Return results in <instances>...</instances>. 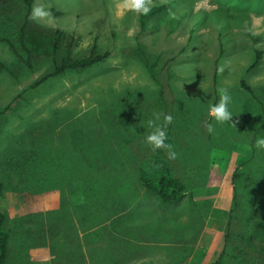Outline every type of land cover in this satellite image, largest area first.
<instances>
[{
  "label": "rangeland",
  "instance_id": "1",
  "mask_svg": "<svg viewBox=\"0 0 264 264\" xmlns=\"http://www.w3.org/2000/svg\"><path fill=\"white\" fill-rule=\"evenodd\" d=\"M117 2L34 0L26 38L30 69L0 43V109L7 108L0 117V211L9 231L7 264H40L37 254L12 261V252H30L40 241L48 250L56 244L65 252L71 245L73 253L58 262L50 250V264H85L78 254L84 247L76 246L86 230H117L126 213L151 200L139 180V168L156 156L145 143L153 130L149 120L163 127L171 144L152 161L171 169L190 205L163 216L166 240L200 239L206 211L194 209L192 191L230 181L231 218L215 241L217 251H200L203 262L216 257L203 264L221 255L222 264H264L257 228L264 222V150L252 147L264 136V0H148L149 8L168 3L170 9L144 32L139 13L115 15ZM37 8L47 14L33 16ZM54 30L73 37L71 57H86L94 46L109 55L90 69L31 88L51 70ZM138 45L161 57L155 80L137 57ZM256 50L261 61L250 69ZM220 89L231 96L233 113L222 124L209 115ZM165 115L172 117L166 126ZM187 212L193 220L177 219Z\"/></svg>",
  "mask_w": 264,
  "mask_h": 264
},
{
  "label": "crops",
  "instance_id": "2",
  "mask_svg": "<svg viewBox=\"0 0 264 264\" xmlns=\"http://www.w3.org/2000/svg\"><path fill=\"white\" fill-rule=\"evenodd\" d=\"M142 190L143 195L152 201L148 200L141 206L131 209L132 213H126L121 223L117 224V230L103 226L104 230L97 235L94 234L97 228L86 230L84 235L83 233L80 234L81 238L82 235L85 237V240L83 241L84 243H79L76 248L80 250L84 247L83 252L78 254H80V257L83 256L85 258V264H203L208 262L209 260L203 262L205 257L200 251L205 249L217 251L218 245L215 241L226 233L227 223L229 218H231L234 197L232 183L230 181L220 182L210 186L208 189L199 188L192 191V206L195 210L197 208V210L206 212L200 239H197V237L195 239L192 236L191 238L196 241L190 240V243L187 241H175L172 235H170V241H167L165 236L167 229H164L165 232L161 229L164 224V217L167 218L172 215L174 207L177 205L190 207L185 194L186 188L179 202L169 206L162 205L154 196L150 197L152 195L147 194L145 189ZM122 195L125 198V195ZM168 211L170 212L168 213ZM187 216H179L177 219L183 223H188L194 219L193 215L188 212ZM154 220L156 225H154ZM42 228L44 229V235L41 234V239H45L46 228L44 226ZM90 234L92 235L89 236ZM205 234L208 235V240L204 237ZM24 245L31 248V246ZM68 247L70 249L65 252L62 251L61 245L57 246L54 244L50 247L57 262L69 256L68 252L73 253L71 245ZM38 249L41 251L38 252ZM47 250L46 243L40 241L37 249L30 252H12L14 255V260L12 261H15L16 257L20 258L23 256L28 259V257H35L37 254L40 264H50L52 256L50 250L48 252ZM214 255L212 259L216 258H214ZM218 255L220 256L221 253Z\"/></svg>",
  "mask_w": 264,
  "mask_h": 264
},
{
  "label": "trees",
  "instance_id": "3",
  "mask_svg": "<svg viewBox=\"0 0 264 264\" xmlns=\"http://www.w3.org/2000/svg\"><path fill=\"white\" fill-rule=\"evenodd\" d=\"M34 0H0V43L5 44L11 52L28 68H31L30 55L31 52L27 47L26 38L27 31L32 24V4ZM170 9L168 3L153 6L147 15L139 14L140 31L144 32L149 29V21L157 16L164 15ZM51 15L57 17L60 13L50 10ZM52 37V47L50 52L51 70L40 80L34 82L31 88H35L43 82L51 78L59 77L68 72L85 71L100 63L107 57L108 53H97L94 46L90 55L83 57H71V48L73 46V37H68L64 32L54 30L49 32ZM261 51L256 50L255 59L250 69L256 68L261 61ZM137 57L141 61L145 70L152 79L157 77V66L160 63V56H154L147 52L144 46L138 45ZM240 86L248 93H251L250 88L240 82ZM7 108L0 109V117L5 113ZM166 143H170L167 136ZM157 149L156 156L160 155ZM152 156V159L154 157ZM147 160L145 166L139 168V180L145 187L148 194L154 196L162 205L169 206L179 202L185 193V186L181 181L176 179L168 167L163 162L155 163ZM159 164V166H158ZM233 189L235 190L234 186ZM3 192V184L0 181V198ZM191 199V196H190ZM234 200V197H233ZM234 208V201L232 203ZM232 211V210H231ZM6 217L0 211V264H7L9 240V231L5 228ZM257 228L262 232L263 246L262 253L264 254V222L258 224ZM211 264H222L221 259L213 261Z\"/></svg>",
  "mask_w": 264,
  "mask_h": 264
},
{
  "label": "clouds",
  "instance_id": "4",
  "mask_svg": "<svg viewBox=\"0 0 264 264\" xmlns=\"http://www.w3.org/2000/svg\"><path fill=\"white\" fill-rule=\"evenodd\" d=\"M148 0H118L116 3L115 15L120 17L123 15L124 11L131 10L133 12L139 13L141 15H147L150 11V8L147 6ZM47 13L41 11L39 8L33 10V16H44ZM131 34V30L129 32ZM231 104V96L229 95L227 89L219 90V100L215 105L209 106V115L213 117L215 122L224 123L230 121L233 116L232 111L229 106ZM156 119H159V116H156ZM172 117L170 115L164 116V125L171 123ZM148 126L153 130L145 137V143L150 145L153 150L155 149H164L169 150L171 148L170 143H166L168 139L166 136L163 127L154 125L152 120L148 121ZM209 133L213 132V126L209 124L207 126ZM252 147L257 151L264 150V136H258L254 141ZM169 159L175 158V152H167Z\"/></svg>",
  "mask_w": 264,
  "mask_h": 264
}]
</instances>
